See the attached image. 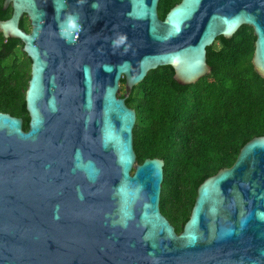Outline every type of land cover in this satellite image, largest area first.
<instances>
[{
	"label": "water",
	"instance_id": "1",
	"mask_svg": "<svg viewBox=\"0 0 264 264\" xmlns=\"http://www.w3.org/2000/svg\"><path fill=\"white\" fill-rule=\"evenodd\" d=\"M9 5L0 30L31 59L30 119L0 111V264H264V135L203 180L177 232L160 208L165 161L138 162L126 102L163 65L197 81L208 46L245 24L264 76V0H180L164 18L159 0Z\"/></svg>",
	"mask_w": 264,
	"mask_h": 264
},
{
	"label": "trees",
	"instance_id": "2",
	"mask_svg": "<svg viewBox=\"0 0 264 264\" xmlns=\"http://www.w3.org/2000/svg\"><path fill=\"white\" fill-rule=\"evenodd\" d=\"M179 1L159 0L160 18ZM11 14L12 6L4 8L0 0V19ZM20 26L30 30L26 15ZM255 40L254 28L242 25L232 37L218 36L208 46L212 70L197 81L179 83L174 68L163 65L151 69L126 96L137 113L133 133L138 162L147 157L165 161L160 208L177 232L189 219L203 180L231 166L248 140L264 135V76L252 62ZM30 71L23 42L0 30V111L22 117L25 130Z\"/></svg>",
	"mask_w": 264,
	"mask_h": 264
},
{
	"label": "clouds",
	"instance_id": "3",
	"mask_svg": "<svg viewBox=\"0 0 264 264\" xmlns=\"http://www.w3.org/2000/svg\"><path fill=\"white\" fill-rule=\"evenodd\" d=\"M123 39H124V37H123V36H121V37H120V40H123Z\"/></svg>",
	"mask_w": 264,
	"mask_h": 264
},
{
	"label": "rangeland",
	"instance_id": "4",
	"mask_svg": "<svg viewBox=\"0 0 264 264\" xmlns=\"http://www.w3.org/2000/svg\"><path fill=\"white\" fill-rule=\"evenodd\" d=\"M219 43L217 42V45H218Z\"/></svg>",
	"mask_w": 264,
	"mask_h": 264
},
{
	"label": "flooded vegetation",
	"instance_id": "5",
	"mask_svg": "<svg viewBox=\"0 0 264 264\" xmlns=\"http://www.w3.org/2000/svg\"><path fill=\"white\" fill-rule=\"evenodd\" d=\"M31 29V28H30Z\"/></svg>",
	"mask_w": 264,
	"mask_h": 264
}]
</instances>
